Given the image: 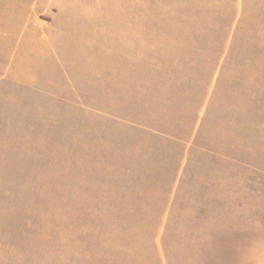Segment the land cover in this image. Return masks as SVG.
Instances as JSON below:
<instances>
[{
    "label": "rangeland",
    "instance_id": "obj_1",
    "mask_svg": "<svg viewBox=\"0 0 264 264\" xmlns=\"http://www.w3.org/2000/svg\"><path fill=\"white\" fill-rule=\"evenodd\" d=\"M153 240L162 264H264V0H0V264Z\"/></svg>",
    "mask_w": 264,
    "mask_h": 264
},
{
    "label": "crops",
    "instance_id": "obj_2",
    "mask_svg": "<svg viewBox=\"0 0 264 264\" xmlns=\"http://www.w3.org/2000/svg\"><path fill=\"white\" fill-rule=\"evenodd\" d=\"M131 128H133L134 131L137 130L138 132L150 133L149 136L151 138H169V139H171V140L162 139L164 141H159L161 144V148L164 150L163 152L165 155L172 152V147L170 148L171 143H174V144L178 143L180 145H181V143L189 144V142H185V141H181V140H175V139H178V137L175 138V136L173 137V136L169 135L168 132H172V131L169 129H166V128H164V129H162V127L148 128L147 126L145 127V126H134V125H132ZM143 142H145L144 149L146 150L143 158H145V159L147 158L149 160L155 159L156 160L155 163L158 166H162V165L165 166L166 165V166H169V168H171L170 172L168 173L171 176L170 177L168 176L167 179H171V180H174V182H176L180 178L179 177L180 174L181 175L186 174L185 171H187V169H188L187 166L190 163H188L187 161L184 162L183 160H179V159H176L174 161V158H172L170 160V158H166V157L160 156V155L152 156L150 154V151H149L151 143H149L147 141H143ZM139 143L140 142H138V144ZM168 148H170V151H168L169 150ZM141 158L139 157V159H141ZM236 165L243 166L245 168H247V166H249L247 161H239L236 163ZM250 167H253L251 163H250ZM256 168H258V167L255 166V168L254 169L251 168V170H256ZM154 174H160V173L154 172ZM155 177H156L155 180H158L160 176H155ZM174 187H175V185H174ZM176 187H177V185H176ZM160 196L162 197V195H160ZM155 204H157V203H155ZM170 210H171V206L168 208V204L164 198L163 203L161 200L159 201L158 206L155 207L154 212L159 213L158 215L164 214L163 216H164L165 220L167 221V214H169ZM152 211H153V209L152 210H150V209L146 210V212H150V213H153ZM142 212L145 213L144 211H142ZM155 238H157V237H155ZM143 248H144L143 252H139V253H136L133 255H127L129 253H124V254L121 253L119 255L111 254V256H109L108 260H106L107 258L96 259L95 262H103L106 260L107 264H162L163 263L164 259L163 260L161 259L160 248L158 247L156 240L155 241L153 240L151 242V246L149 248V251L147 248V242L146 241L143 244ZM96 264H100V263H96Z\"/></svg>",
    "mask_w": 264,
    "mask_h": 264
}]
</instances>
